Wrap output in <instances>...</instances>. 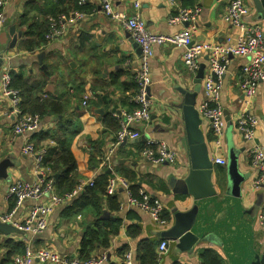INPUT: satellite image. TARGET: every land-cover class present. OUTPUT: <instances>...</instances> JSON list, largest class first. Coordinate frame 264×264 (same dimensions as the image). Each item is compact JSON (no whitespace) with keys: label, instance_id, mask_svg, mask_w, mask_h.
Listing matches in <instances>:
<instances>
[{"label":"crops","instance_id":"0c3cea01","mask_svg":"<svg viewBox=\"0 0 264 264\" xmlns=\"http://www.w3.org/2000/svg\"><path fill=\"white\" fill-rule=\"evenodd\" d=\"M139 2L138 9L129 0H113L112 5L115 11L127 15L138 12L149 30L165 34L187 25L168 23V17L177 12L178 6L199 7L195 40L222 43L227 38L235 40L238 35L236 28L222 21L227 0H176V5H170L168 0ZM245 2L250 7L247 20L259 23L264 31V22L257 18L251 2ZM74 10L80 11L83 18L68 24L62 36L47 39L49 18L65 20ZM5 14L8 24L0 31L3 60L0 72L7 71L14 79L13 87L19 89L21 95V108L25 100L23 91L28 94L25 112L34 110L31 113L38 114L41 121L33 132L14 134L12 117L6 114L10 100L0 92V161L8 163L6 175H0V219L14 206V199L7 191L11 182L51 179L56 186L55 179L66 169V177L77 182L94 180L98 183L112 174L125 177L134 188L161 200L170 220L167 229H170L174 213L184 212L193 204L190 196L175 192L170 184L172 177L183 178L189 171L180 109L183 96L177 88L192 89L196 74L182 62L184 49L171 45L154 47L150 60L149 97L153 102L150 121L145 125L131 124L139 136L113 145L120 128V115L137 106L135 73L140 48L130 33L105 15L100 0H83L82 3L78 0H8ZM11 26L15 40L9 31ZM246 61V57L229 56L226 65L220 92L227 117L221 148L213 144L212 132L205 122L202 129L210 156L226 160L224 165L212 162L215 186L226 190L229 148L237 153L235 169L243 191L241 207L245 211L255 208L250 226L256 252L232 261L229 250L219 243L207 241L178 252L175 242L168 239L167 251L159 255L157 247L163 239L159 236L162 230L156 228L149 215L129 206L122 189L108 198L96 185L87 186L76 196L56 205L49 214L46 229L39 234L0 232V264H10L23 252L26 243L79 258L103 256L105 260L101 264H123L127 250L132 252L134 264H264V230L256 219L257 202L262 200V195L251 189L254 172L248 155L252 144L264 145V77L258 81L254 100L247 110L259 119L257 134L253 142L244 141L236 129V120L243 111L240 72ZM200 65H204L205 70L204 57L199 59ZM84 95H88L86 107L81 104ZM201 98L200 86L196 101ZM148 139L164 141L175 148L177 161L173 165L149 163L141 154ZM26 140L37 149L45 150L42 168L37 167L35 156L21 152ZM65 149L72 154L74 167L70 170L61 164L55 172L50 164ZM153 150H157L156 146ZM68 187L67 183L65 188ZM223 195L221 192L218 199ZM34 204V201H25L5 222L12 225L20 222Z\"/></svg>","mask_w":264,"mask_h":264},{"label":"built area","instance_id":"2783aa9c","mask_svg":"<svg viewBox=\"0 0 264 264\" xmlns=\"http://www.w3.org/2000/svg\"><path fill=\"white\" fill-rule=\"evenodd\" d=\"M82 3L83 0H78ZM138 9L139 0H129ZM8 0H0V31L6 21L5 8ZM102 10L110 19L118 22L126 29L131 38L140 48L139 65L135 73L137 84L134 96L137 106L120 115V128L116 133L113 145H118L125 139H133L139 136V132L130 127L131 124L145 125L150 121L153 102L149 97V85L151 83V64L155 46L171 45L183 48L182 62L185 67L195 75L199 68V59L204 57L206 67L201 80L202 98L196 103V109L203 122L212 132V142L217 148H221L222 136L226 126L224 110L221 104L220 92L223 76L229 56L246 57L247 61L241 66L240 88L243 93V111L236 120V129L241 139L253 142L259 124V119L247 110L251 106L258 81L264 77V31L259 23L248 21L250 7L245 0H227L222 15L223 23L238 30L235 40L227 38L225 42L197 41L194 38L199 7L178 6L177 12L168 17L169 24L187 25L180 30L165 34L153 32L146 26L145 20L136 12L133 15L115 11L113 0H100ZM170 5H176V0H168ZM83 18V14L74 10L67 19L49 18L48 30L45 37L49 40L60 37L65 32L68 24H73ZM0 92L9 97L10 108L6 112L12 117V130L14 134H26L35 131L41 121L36 113H28L21 108V95L19 89L11 86V76L7 71L0 72ZM88 95L83 96L81 102L83 107L87 106ZM147 146L142 150V156L153 165L164 163L173 165L177 161V151L164 141L148 139ZM156 146L157 150H153ZM23 154L35 156L37 167L42 168V159L45 154L43 148L37 149L30 141L26 140L21 148ZM250 165L254 175L251 179V189L262 195L258 207L256 219L259 227L264 230V145L252 144L248 149ZM214 164L224 165V157H211ZM94 180L79 181L75 187L64 194H60L51 179L29 181L18 179L10 183L8 195L13 197L14 206L12 211L1 216L2 221H9L15 210L25 201H34V204L20 222L13 225L23 232L39 234L48 225L49 214L53 208L63 201L76 196L86 186L92 187ZM131 183L123 176L112 174L107 178L105 191L107 194H114L122 189L126 194V203L146 212L154 225L159 230H165L170 220L165 216V207L161 200L143 190L137 194L130 188ZM45 199V201H43ZM169 240L161 239L158 244L159 255L168 249ZM105 258L92 257L80 259L77 256L60 254L47 247L35 248L26 243L22 253L16 255L10 264H32L37 261L39 264H101ZM123 264H134L133 254L127 250L123 254Z\"/></svg>","mask_w":264,"mask_h":264},{"label":"water","instance_id":"95a60500","mask_svg":"<svg viewBox=\"0 0 264 264\" xmlns=\"http://www.w3.org/2000/svg\"><path fill=\"white\" fill-rule=\"evenodd\" d=\"M249 1L257 18L264 22V0ZM7 24L6 20L4 26ZM9 29L13 34V40H15L14 27L11 26ZM20 34L19 32L18 35ZM41 56L42 53L39 57ZM2 63L3 60L0 57V68ZM203 73L204 65H200L195 75L193 88L190 90L177 88L183 96L180 109L184 122V145L188 151L189 171L183 178L172 177L170 184L175 192L190 196L193 204L184 212H175L173 226L160 231L159 236L174 241L178 252L188 251L194 245L203 242H216L229 250L232 261H237L245 259L255 251L254 242H251V236L253 239L254 236L251 235L250 226L255 208L245 211L241 207L243 191L240 177L235 169L237 153L233 148H229V184L226 190H223L221 186H215L212 177L213 163L202 129L203 121L196 109V99L200 91ZM224 116L227 120L225 111ZM125 141L126 139L122 143ZM7 166V161H0V175H6L5 168ZM221 192L224 195L218 199ZM260 202L258 201L257 205H260ZM0 232L10 234L22 231L0 219ZM262 258L263 262L264 255Z\"/></svg>","mask_w":264,"mask_h":264},{"label":"trees","instance_id":"16d2710c","mask_svg":"<svg viewBox=\"0 0 264 264\" xmlns=\"http://www.w3.org/2000/svg\"><path fill=\"white\" fill-rule=\"evenodd\" d=\"M46 30H48V24H47V29ZM12 82L14 83V79L13 78L11 79V85L14 86V84ZM23 95L25 96V100H24V102L22 104V106H23L22 108L25 111L26 110L25 101L28 100L27 99V95L28 94L23 91ZM27 111H29V110H27ZM32 111H34V110H30V113ZM61 164H65V166H67V168L70 169V170L74 167L73 157H72V154L70 153V151L68 149L62 150V152L56 157V159L53 161V163L50 164V166L56 172L58 166L61 165ZM65 170H62L60 175H59V177L55 179V184H56L55 187L60 189V193L61 194H64L65 192H68V191H71L75 187V185L78 183L77 181L69 180L68 177H66L67 173L65 172ZM67 183H68L69 187L65 188ZM106 183H107V178H106V180L105 179L100 180L98 183L94 181V185L91 188H94V186L97 185V187H99V189H100V192L102 194H104L105 196H108V198H110V194H107L106 191H105ZM130 188L134 192V194H137V192H138L137 188H134L132 186V184L130 185ZM165 216H167L166 213H165ZM80 259H88V258L87 257H80Z\"/></svg>","mask_w":264,"mask_h":264}]
</instances>
